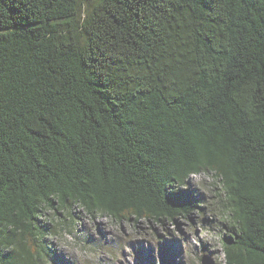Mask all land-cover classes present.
<instances>
[{
	"label": "trees",
	"instance_id": "1",
	"mask_svg": "<svg viewBox=\"0 0 264 264\" xmlns=\"http://www.w3.org/2000/svg\"><path fill=\"white\" fill-rule=\"evenodd\" d=\"M201 174L225 264H264V0H0V264L50 211L187 215Z\"/></svg>",
	"mask_w": 264,
	"mask_h": 264
},
{
	"label": "rangeland",
	"instance_id": "2",
	"mask_svg": "<svg viewBox=\"0 0 264 264\" xmlns=\"http://www.w3.org/2000/svg\"><path fill=\"white\" fill-rule=\"evenodd\" d=\"M212 181L206 174L188 181L200 203L174 220H112L102 213L89 216L77 206L72 217L65 210L50 211L41 217L47 224L48 255L40 263L201 264L206 254L214 264H225L221 237L229 231L213 198Z\"/></svg>",
	"mask_w": 264,
	"mask_h": 264
},
{
	"label": "water",
	"instance_id": "3",
	"mask_svg": "<svg viewBox=\"0 0 264 264\" xmlns=\"http://www.w3.org/2000/svg\"><path fill=\"white\" fill-rule=\"evenodd\" d=\"M201 264H214L209 255H203L201 258Z\"/></svg>",
	"mask_w": 264,
	"mask_h": 264
},
{
	"label": "bare ground",
	"instance_id": "4",
	"mask_svg": "<svg viewBox=\"0 0 264 264\" xmlns=\"http://www.w3.org/2000/svg\"><path fill=\"white\" fill-rule=\"evenodd\" d=\"M195 200H197V197H194Z\"/></svg>",
	"mask_w": 264,
	"mask_h": 264
}]
</instances>
